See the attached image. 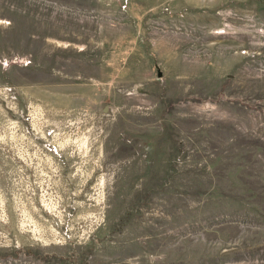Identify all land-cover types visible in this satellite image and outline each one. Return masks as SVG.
<instances>
[{
	"label": "rangeland",
	"instance_id": "374dc122",
	"mask_svg": "<svg viewBox=\"0 0 264 264\" xmlns=\"http://www.w3.org/2000/svg\"><path fill=\"white\" fill-rule=\"evenodd\" d=\"M0 264H264V0H0Z\"/></svg>",
	"mask_w": 264,
	"mask_h": 264
}]
</instances>
